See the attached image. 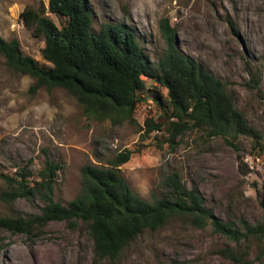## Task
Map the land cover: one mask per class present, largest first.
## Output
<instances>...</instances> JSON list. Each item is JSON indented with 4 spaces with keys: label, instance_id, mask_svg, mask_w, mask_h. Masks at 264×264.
I'll return each instance as SVG.
<instances>
[{
    "label": "rangeland",
    "instance_id": "rangeland-1",
    "mask_svg": "<svg viewBox=\"0 0 264 264\" xmlns=\"http://www.w3.org/2000/svg\"><path fill=\"white\" fill-rule=\"evenodd\" d=\"M92 31L102 23L124 22L134 28L148 59L156 63L164 41L162 17L175 27L179 49L222 80L235 106L259 134L249 138L206 136L188 131L169 145L160 130L145 133V117L164 123V113L151 92L166 89L143 76L145 87L137 105L135 123L112 125L88 118L83 107L62 87L30 90L34 79L9 68L0 55V173L18 177L27 166L30 183L39 180L45 158L60 165L53 177L55 200L66 204L80 189V169L86 162L102 163L118 150L129 148V160L120 166L130 188L150 198L161 190L162 178L177 171L189 187L196 186L205 203L223 219L254 222L264 209V0H89ZM47 0H0V35L16 38L25 55L50 65L42 55V36L20 18L26 6L40 7ZM57 26L65 18L46 10ZM237 31V33H236ZM256 87L247 85L251 75ZM101 160V161H99ZM5 187L0 177V191ZM43 201L18 198L0 200V214L38 213ZM230 244L210 228H196L180 220L145 231L114 260L94 262L93 242L85 224L71 226L51 221L36 238L0 231V264H233L217 252ZM264 246L252 245L249 258L264 264Z\"/></svg>",
    "mask_w": 264,
    "mask_h": 264
},
{
    "label": "trees",
    "instance_id": "trees-1",
    "mask_svg": "<svg viewBox=\"0 0 264 264\" xmlns=\"http://www.w3.org/2000/svg\"><path fill=\"white\" fill-rule=\"evenodd\" d=\"M46 10L65 18L64 23L57 26L45 15ZM20 18L35 35L42 36L41 55L50 65L25 55L16 38L1 35L0 55L13 71L34 79L29 87L32 92L40 87H62L82 105L88 118L107 120L112 125L135 123L144 76L166 89V96L160 89L151 92L162 108L164 123L145 117L142 128L146 134L164 126L171 146L177 144V137L197 129L208 137L237 140L242 136L249 138L252 146L259 142V132L235 106L224 82L179 49L175 27L167 18L159 22L164 46L156 63L143 52L134 28L124 22L102 23L99 31L93 32L89 0H47L46 7L44 3L38 8L26 6ZM258 83L259 77L252 74L247 85L256 87ZM131 154V149L124 148L103 163H84L79 192L66 204L53 197L52 176L60 165L48 157L38 172L40 179L32 183L27 166L18 169V177L0 173L5 182L0 200L5 204L35 197L44 203L38 213L0 214V231L33 239L51 221L85 224L93 242L94 262H99L119 257L145 231L153 232L180 220L196 228L208 227L227 239L230 244L217 252L233 264H253L249 258L251 246H264V211L254 222L223 219L205 203L198 188L187 186L177 171L162 178L158 194L148 199L140 197L120 170ZM170 264L190 263L173 260Z\"/></svg>",
    "mask_w": 264,
    "mask_h": 264
},
{
    "label": "bare ground",
    "instance_id": "bare-ground-1",
    "mask_svg": "<svg viewBox=\"0 0 264 264\" xmlns=\"http://www.w3.org/2000/svg\"><path fill=\"white\" fill-rule=\"evenodd\" d=\"M33 264H42L40 261H36Z\"/></svg>",
    "mask_w": 264,
    "mask_h": 264
}]
</instances>
